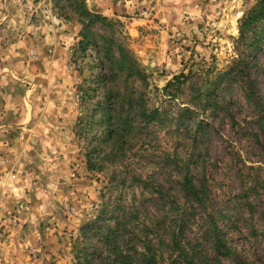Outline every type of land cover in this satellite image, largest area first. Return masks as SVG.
Returning a JSON list of instances; mask_svg holds the SVG:
<instances>
[{"label":"rangeland","instance_id":"374dc122","mask_svg":"<svg viewBox=\"0 0 264 264\" xmlns=\"http://www.w3.org/2000/svg\"><path fill=\"white\" fill-rule=\"evenodd\" d=\"M69 2L0 0V138L11 133L4 127L13 121L6 110L22 96L37 95L39 110L50 94L57 96L50 109L60 118L52 133L34 137L25 157L23 150H0V264H73L85 249L83 228L95 221L120 227L118 213L126 215L135 242L144 233L157 239L165 210L151 201L138 217L132 209L105 208L137 189L133 173L177 191L187 163L209 186L207 208L190 209L187 217L186 236L196 250L208 251L211 264H264V134L257 118L264 113V43L248 52L253 35L240 41L239 33L257 0L135 4L103 14L115 25L97 24L96 46L79 44L82 26ZM54 27L77 36L65 41L69 51L59 55L63 65L51 93L56 53L6 52L20 34ZM110 46L116 57L122 47L138 73L127 76L116 67L114 78L101 56ZM190 68L194 82L182 94L163 93ZM227 70L237 71L236 78L222 79L206 111L196 113L195 83ZM103 75L113 80L102 81ZM111 94L120 115L110 121ZM141 105L159 107L162 119L143 128L133 116ZM123 119L135 126L117 153L108 131ZM212 219L220 227L219 247L209 232Z\"/></svg>","mask_w":264,"mask_h":264},{"label":"trees","instance_id":"16d2710c","mask_svg":"<svg viewBox=\"0 0 264 264\" xmlns=\"http://www.w3.org/2000/svg\"><path fill=\"white\" fill-rule=\"evenodd\" d=\"M68 1L72 2H69V9L77 14L78 22L82 26L79 32L81 37L79 44H94L96 46L98 34L95 28L97 24L100 23L108 27L115 25L114 21L102 13L91 10L87 0ZM258 28L261 29V32L257 31ZM239 33L240 41H245L250 34L253 35L249 39L250 44L247 45L248 52L261 50L264 43V0H257L256 5L243 15L239 24ZM111 41L114 40L111 39ZM124 52L125 50L121 47L118 53L119 57H116L110 46L104 53H101L103 59L106 60L105 63H108L110 71L113 72L114 78L118 76V73H115L116 67L117 70L126 72L127 76L138 73L136 64ZM193 74H195L194 70L190 68L188 72L184 70L175 75L163 88V93L171 98L182 94L183 87L194 82ZM236 74L237 71L235 70H227L219 74L220 76L214 77L213 81L207 76L203 77L201 82L195 83L194 88L196 89L193 91V98L198 101V105L194 111L196 113L205 112L208 106V97L219 91L218 83L224 78H228L230 81L234 80ZM110 78L112 77L103 75L102 81L107 82ZM112 97V94L108 95L109 101ZM112 100L107 112L110 121L112 118H119L120 115V112H117L116 108L113 107L114 100ZM131 110L132 107H130L129 112H132ZM134 110H138L136 111L138 113L133 116L140 121L139 124L143 128L160 121L163 115L159 107L149 108L141 105ZM190 110L193 112L192 109ZM257 118L264 134V113ZM134 126L135 123H130L126 119H123L120 124L118 121L114 122L112 127L110 126L108 137L111 138L110 140H114L116 152L120 149V140L128 129H132ZM131 181L137 186L132 195L126 196L125 200H123L125 196L120 197L115 203L107 205L105 209H132L131 215L138 217V209H147L145 202L146 200L151 201L155 205L154 209L165 210L162 218L163 230L157 234V239H150L148 235L144 236V233L138 237L142 241L140 243L135 242L127 233L128 221L123 222L127 219L122 216L125 217L126 215L121 216L118 213L115 217L118 221L116 225L119 224L120 220H123L122 224H119L120 227H110V225L107 227L106 224L95 221L83 228L85 249L83 252L79 251L73 264H211L208 260L210 253L196 250L192 240L186 236L189 210L207 208L205 204L209 192L207 182L203 178L191 174L190 164L187 163L186 165V173L181 177L177 191L169 187L165 188V185L159 181L137 173H133ZM145 228L146 226H142L141 231L145 232ZM209 232L215 239V247L222 246L220 227L214 219L211 220ZM94 239L96 240L95 246Z\"/></svg>","mask_w":264,"mask_h":264},{"label":"crops","instance_id":"0c3cea01","mask_svg":"<svg viewBox=\"0 0 264 264\" xmlns=\"http://www.w3.org/2000/svg\"><path fill=\"white\" fill-rule=\"evenodd\" d=\"M164 1L167 2H181L183 0H87L89 7L96 12L102 14H114L116 12H124L126 9H131L138 4L139 6H147L152 5L154 2L161 4ZM77 33H70L68 31H60L58 28L54 27L52 30L47 33L35 35L29 34H20L18 42L16 44H12L10 49L7 50L6 53H56L53 57V71L52 78L49 81V85L51 87V93L55 86L54 76L63 65V62L59 59V55L62 53H68L69 46L65 43V41H70L71 38L75 39ZM63 70V69H62ZM62 72V71H61ZM51 75V74H50ZM70 81V76L66 82ZM68 84V83H66ZM35 98H39L37 95H25L21 97V100L18 101L17 98L14 99L11 103L15 109L8 108L6 110L7 118L12 119V123L4 126L6 130L10 131L9 135H4L0 138V150L6 152H15L17 150L19 152L23 150V155L25 157L26 151L32 147L30 142L34 141V137L36 135L52 133L53 128L59 123L60 118L56 115V111L54 113L51 112V106H53V101L56 100L58 102L57 96H48L47 99V107H44V110H39L36 107ZM16 105H20L19 108H16ZM12 130V131H11ZM19 130V132H18ZM12 132H16V136H12ZM17 153V155L19 154ZM23 157V158H24ZM23 185V184H22ZM2 208V207H0ZM9 209V208H8ZM13 209V208H10ZM4 211V209H2Z\"/></svg>","mask_w":264,"mask_h":264}]
</instances>
